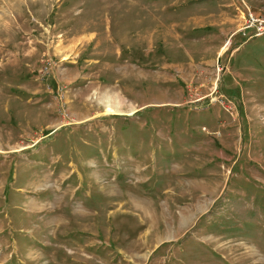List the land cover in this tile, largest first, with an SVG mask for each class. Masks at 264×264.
<instances>
[{"label":"rangeland","instance_id":"rangeland-1","mask_svg":"<svg viewBox=\"0 0 264 264\" xmlns=\"http://www.w3.org/2000/svg\"><path fill=\"white\" fill-rule=\"evenodd\" d=\"M0 264H264V0H0Z\"/></svg>","mask_w":264,"mask_h":264},{"label":"bare ground","instance_id":"bare-ground-1","mask_svg":"<svg viewBox=\"0 0 264 264\" xmlns=\"http://www.w3.org/2000/svg\"><path fill=\"white\" fill-rule=\"evenodd\" d=\"M223 49H224V48H223ZM105 107H106V108H105V112H106L107 114H114V113H117V110H116L114 107H112L110 104H107Z\"/></svg>","mask_w":264,"mask_h":264},{"label":"built area","instance_id":"built-area-1","mask_svg":"<svg viewBox=\"0 0 264 264\" xmlns=\"http://www.w3.org/2000/svg\"><path fill=\"white\" fill-rule=\"evenodd\" d=\"M250 24H254V20L252 18H251ZM256 28L258 29L257 32H260L261 31V24L258 23V26Z\"/></svg>","mask_w":264,"mask_h":264}]
</instances>
